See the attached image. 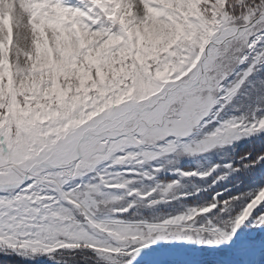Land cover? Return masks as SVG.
Returning <instances> with one entry per match:
<instances>
[{
    "label": "snow or ice",
    "instance_id": "obj_1",
    "mask_svg": "<svg viewBox=\"0 0 264 264\" xmlns=\"http://www.w3.org/2000/svg\"><path fill=\"white\" fill-rule=\"evenodd\" d=\"M0 264H264V0H0Z\"/></svg>",
    "mask_w": 264,
    "mask_h": 264
}]
</instances>
